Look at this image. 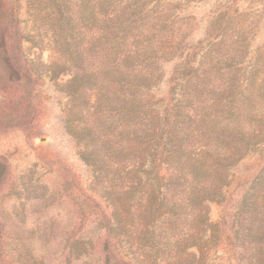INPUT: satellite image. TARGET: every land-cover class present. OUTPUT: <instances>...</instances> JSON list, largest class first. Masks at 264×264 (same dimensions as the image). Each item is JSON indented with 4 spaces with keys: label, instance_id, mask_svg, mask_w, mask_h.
I'll return each mask as SVG.
<instances>
[{
    "label": "rangeland",
    "instance_id": "obj_1",
    "mask_svg": "<svg viewBox=\"0 0 264 264\" xmlns=\"http://www.w3.org/2000/svg\"><path fill=\"white\" fill-rule=\"evenodd\" d=\"M260 171L264 0H0V264H261Z\"/></svg>",
    "mask_w": 264,
    "mask_h": 264
},
{
    "label": "trees",
    "instance_id": "obj_2",
    "mask_svg": "<svg viewBox=\"0 0 264 264\" xmlns=\"http://www.w3.org/2000/svg\"><path fill=\"white\" fill-rule=\"evenodd\" d=\"M232 154L233 152H225V151H213V150H207L205 149V155L207 156V161L204 162L203 166L206 167L208 173L206 175L205 178H203L201 181V186L198 189L197 193H193V196L200 199V201H205V202H211L214 199H219L222 195L223 192V188L227 187V183L224 182V180L222 181L221 178H223V176H225V172L223 173V169L229 167L230 165L228 164L229 160H231L232 158ZM193 170H191L190 172H188L187 174H174L173 172L171 173H165L163 175L160 176V179H167V180H171V179H175V180H181L182 178L187 181V179H194V177H197L198 172L197 167L194 166L192 167ZM206 172V171H205ZM262 172L264 171H260V174H262ZM203 183V184H202ZM172 184L174 185H178L177 181L172 182ZM192 189V188H191ZM194 189H192V191H194ZM262 201V197L260 198H256V200L254 199L253 202L250 203V206H248V209H250V213L247 220L248 222L251 223V219L252 217H258L259 218V222L257 223V228H263L264 229V205H261L258 208H256L255 203H258ZM174 203L171 204V207H173L176 203L179 202V200L177 201H173ZM203 226L204 229L207 233H209L208 236H206L204 238L205 240V248H206V257L207 260H210L209 257V252H211L213 250V248L215 247V241H214V236L212 235V237L210 238V233L212 232V229L214 228V226L210 225L209 221L207 220L206 216L203 217ZM250 230V229H249ZM244 231V229L242 230ZM246 237H244V243L248 244L250 249H254L252 247V243L249 240V233L245 234ZM251 236V235H250ZM258 238H260V242L262 245L264 246V241L262 239V233L259 232L258 234ZM242 245V244H241ZM195 247V246H193ZM256 252L257 255H259L260 253H264V248H260L258 249ZM264 264V261L261 263Z\"/></svg>",
    "mask_w": 264,
    "mask_h": 264
}]
</instances>
